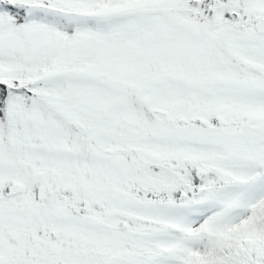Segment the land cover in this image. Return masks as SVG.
Returning <instances> with one entry per match:
<instances>
[{
	"label": "snow or ice",
	"instance_id": "6c2138e0",
	"mask_svg": "<svg viewBox=\"0 0 264 264\" xmlns=\"http://www.w3.org/2000/svg\"><path fill=\"white\" fill-rule=\"evenodd\" d=\"M0 264H264V0H0Z\"/></svg>",
	"mask_w": 264,
	"mask_h": 264
}]
</instances>
